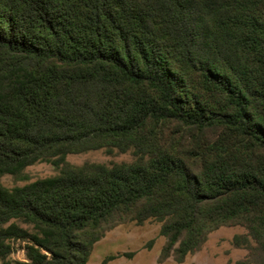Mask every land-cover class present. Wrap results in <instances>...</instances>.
Masks as SVG:
<instances>
[{"label":"trees","instance_id":"obj_1","mask_svg":"<svg viewBox=\"0 0 264 264\" xmlns=\"http://www.w3.org/2000/svg\"><path fill=\"white\" fill-rule=\"evenodd\" d=\"M98 150L133 159L66 163ZM42 162L0 182L1 264H88L148 220L163 258L239 225L264 264V0H0V176Z\"/></svg>","mask_w":264,"mask_h":264},{"label":"rangeland","instance_id":"obj_2","mask_svg":"<svg viewBox=\"0 0 264 264\" xmlns=\"http://www.w3.org/2000/svg\"><path fill=\"white\" fill-rule=\"evenodd\" d=\"M132 159L131 153L110 156L98 150L68 155L66 163L72 166H81L85 163L111 165L130 162ZM59 172L60 170L50 163L42 162L26 168L24 179L4 175L0 176V182L7 188H13L56 176ZM245 232L246 230L239 225L220 227L209 234L198 251L187 255L183 262L178 263L173 256L162 257L167 240L160 235V223L148 220L138 225L128 221L109 230L95 244L88 264H256L249 257L246 248L234 245V237ZM119 254L123 255L109 259ZM11 258L24 260V251L19 247Z\"/></svg>","mask_w":264,"mask_h":264}]
</instances>
